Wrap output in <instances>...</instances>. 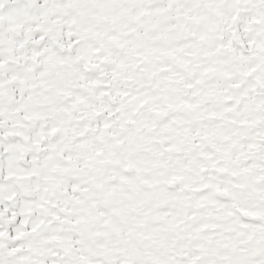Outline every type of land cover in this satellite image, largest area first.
Segmentation results:
<instances>
[{
  "label": "snow or ice",
  "instance_id": "6c2138e0",
  "mask_svg": "<svg viewBox=\"0 0 264 264\" xmlns=\"http://www.w3.org/2000/svg\"><path fill=\"white\" fill-rule=\"evenodd\" d=\"M0 264H264V0H0Z\"/></svg>",
  "mask_w": 264,
  "mask_h": 264
}]
</instances>
